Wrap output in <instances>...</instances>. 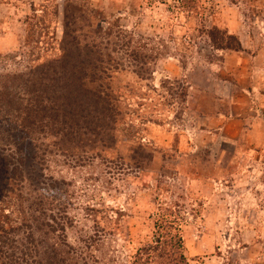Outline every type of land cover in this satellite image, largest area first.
<instances>
[{
  "label": "rangeland",
  "instance_id": "374dc122",
  "mask_svg": "<svg viewBox=\"0 0 264 264\" xmlns=\"http://www.w3.org/2000/svg\"><path fill=\"white\" fill-rule=\"evenodd\" d=\"M65 15L73 36L110 56L120 111L113 141L33 143L48 149L39 193L68 212V241L94 264H131L165 217L190 264H264V99L241 94L239 60L227 57L238 51L208 34L235 20L264 46V0H0V85L62 56ZM13 134L1 124L0 147L13 148Z\"/></svg>",
  "mask_w": 264,
  "mask_h": 264
},
{
  "label": "trees",
  "instance_id": "16d2710c",
  "mask_svg": "<svg viewBox=\"0 0 264 264\" xmlns=\"http://www.w3.org/2000/svg\"><path fill=\"white\" fill-rule=\"evenodd\" d=\"M181 1L197 7L198 0ZM75 17L83 19L84 14ZM72 25L74 19L66 20L65 15L60 58L10 76L0 85V126L14 125L12 140L17 143L0 147V264L95 262L90 250L68 241L66 229L72 225L68 212L39 193L45 190L38 188L41 159L49 152L43 145H33L39 135L51 136L55 146L66 150L113 141L120 111L105 83L111 76L105 66L111 58L105 59L99 43L85 40V34L73 36L77 31ZM208 34L218 49L244 51L240 37L227 29L214 26ZM154 227L131 264H190L176 221L160 217Z\"/></svg>",
  "mask_w": 264,
  "mask_h": 264
},
{
  "label": "crops",
  "instance_id": "0c3cea01",
  "mask_svg": "<svg viewBox=\"0 0 264 264\" xmlns=\"http://www.w3.org/2000/svg\"><path fill=\"white\" fill-rule=\"evenodd\" d=\"M229 21V20H228ZM235 20H231L229 24L227 25V29L230 33L236 34L240 37L242 47L244 51L236 52L235 54H228L227 57L229 58V61L233 60H239L238 66H237V72L239 73L238 76V82L239 85L242 87L241 94L245 97L247 96L245 93L248 92L251 96H254L258 101L264 99V63H259V59H263L264 62V46L257 47L255 45V41L252 40L250 35L248 34L247 28L241 27L239 25V22H234ZM264 22V20H263ZM249 50H253L257 52L256 56V63L253 65L251 62L241 55L247 54L246 52ZM248 87H252L253 91L249 92ZM249 113V112H248ZM247 112H245L246 115ZM232 115H234L232 113ZM252 131V134H255V128ZM262 144H258L256 146L253 145H247V148L253 149L256 147L261 146ZM252 146V147H251ZM261 148V147H260ZM262 149V148H261ZM256 151H259L260 149H253ZM251 150V151H253ZM258 162V161H257ZM252 164L253 168L258 166L259 163ZM256 170V169H255ZM254 170V171H255Z\"/></svg>",
  "mask_w": 264,
  "mask_h": 264
}]
</instances>
